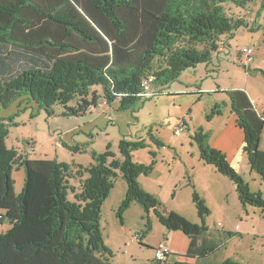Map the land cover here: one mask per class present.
I'll return each instance as SVG.
<instances>
[{"label":"trees","instance_id":"16d2710c","mask_svg":"<svg viewBox=\"0 0 264 264\" xmlns=\"http://www.w3.org/2000/svg\"><path fill=\"white\" fill-rule=\"evenodd\" d=\"M253 0H0V111L23 100L34 103L53 116V106H62L65 117H80L100 107L131 110L139 101L142 82L153 77L150 100L163 87L176 81L182 72L208 65L219 49L221 38L249 28L243 19H233L225 6L244 9ZM264 4V3H263ZM262 4V7L264 6ZM264 79V71L257 70ZM93 87H100L99 96ZM154 88L157 89L155 91ZM230 111L243 132L242 151L251 172L264 183V151L260 149L264 116L259 114L242 90H228ZM77 99L75 107L67 106ZM101 99V100H100ZM218 104L207 117L220 116ZM135 121L136 118L134 117ZM8 121V122H6ZM178 128L185 129V121ZM9 127H18L12 118L0 116V221L9 227L0 234V264H110L100 226L101 210L116 180L126 184V193L116 216L132 202L138 204L151 231L153 212L167 231H180L189 240L184 259L173 264H219L216 258L233 234L216 235L206 227L208 208L196 193L192 195L201 225L176 212H161L160 202L147 193L138 178L154 170L133 161L132 153L147 147L145 140L122 139L120 159L107 145L103 153L91 152L88 167L78 165L82 178L73 201L67 199L71 166L48 159L21 157L8 149ZM148 139L160 149L163 143L151 131ZM204 164L228 179L238 201L264 214L260 193L250 192L226 155L209 144L198 128L190 137ZM66 150L78 151L80 147ZM24 172L23 188L15 195L12 172ZM73 190V188H71ZM214 259L213 261H210ZM220 264H239L226 259Z\"/></svg>","mask_w":264,"mask_h":264},{"label":"rangeland","instance_id":"374dc122","mask_svg":"<svg viewBox=\"0 0 264 264\" xmlns=\"http://www.w3.org/2000/svg\"><path fill=\"white\" fill-rule=\"evenodd\" d=\"M263 3L264 0H253L244 9L227 4L225 6L227 14L233 19H243L249 28L241 27L234 32L231 39L219 40L224 60L218 66H210L206 73L203 65L185 70L176 81L163 87L161 95L143 104L144 100H141L131 110L122 112L117 111L115 107H100L80 117H65L62 114L65 109L59 105L53 106L51 109L53 116H50L32 102L27 104L23 100L21 103H12L8 108L0 111L1 117L5 119L11 117L18 125L16 128H8L5 137L6 146L16 151L21 157L55 159L69 164L72 167L73 177L68 180L70 189L67 191V199L73 201V195L79 192L82 180L74 172L77 171L78 165L88 167L93 162L92 151L103 153L109 144L110 151L117 159H120L118 144L122 139L147 140V134L149 130H152L153 136L163 142L164 147L158 150L161 151V157L163 156L164 160L159 159L156 172L150 178H140L141 187L162 202V209L165 212H176L189 222L201 225L196 207L192 202V195L196 193L208 208L205 225L210 232L217 235L218 231L225 229L233 234L221 249L216 262L220 264L226 259H231L239 264H264V214L250 206L244 209L238 201H232L231 197L227 205L225 185H220L217 178L219 174L213 167H206L202 163L197 164L195 159L192 162L188 158L192 153L198 156L195 143L190 141V136L198 128L203 129L212 147L220 142L221 127L228 124L230 118L234 117V114L230 112L229 98L226 97V105H224L221 98L215 94H203L197 101L199 96L194 93L174 96L170 93L183 90L184 85L190 87L193 84H196L195 88L199 84L202 88L210 86L214 88L220 85L227 90L245 87L253 93V96H258L264 105V79L259 72L255 71L256 68H249L257 65L264 70ZM244 47L253 50L252 63L248 67L241 62V50ZM153 89L157 91L156 88L153 87ZM91 90L99 96L102 95L100 87H93ZM76 104L77 99H73L67 106L75 107ZM215 104L219 105L217 110H222V114L208 120L207 117ZM134 117L138 118L137 123ZM113 120L115 124L112 123ZM181 120H185L188 127L181 131L180 137H176L174 132L181 126ZM260 143V149L264 151V137ZM62 144H67L69 147L79 145L80 148L76 152L71 149L69 151L63 148ZM150 149H154L153 146ZM174 150L178 153V157L181 156L182 162L170 161L171 155L174 156ZM233 156L229 153L226 156L232 166ZM133 157L134 161L140 164L150 162L148 149L134 152ZM191 157L195 158V156ZM236 162L238 165L236 168H239L236 172L248 184L250 192L260 193L264 200V183L256 173L251 172L247 156L244 155L242 163L240 158L236 159ZM184 164L188 167V174H185ZM251 173H253L252 176ZM12 179L15 195H19L24 182L23 169L15 167ZM175 186H177L175 197L172 199V187ZM125 191V182L118 178L109 199L102 206L100 220L102 236L106 246L113 252L111 264H147L154 256V251L146 247L144 243L139 245L140 243L131 242L127 233L128 230L143 229L142 209L134 204L125 212V216L123 215L125 230L116 217V211L125 197ZM225 213L228 217L224 215ZM8 227L5 219L0 221V234ZM164 231L160 223L153 220V229L146 235L147 242L156 246L165 240Z\"/></svg>","mask_w":264,"mask_h":264},{"label":"crops","instance_id":"0c3cea01","mask_svg":"<svg viewBox=\"0 0 264 264\" xmlns=\"http://www.w3.org/2000/svg\"><path fill=\"white\" fill-rule=\"evenodd\" d=\"M246 48V47H244ZM251 49V48H250ZM224 53H222L221 51V47L218 49L217 53L216 54H213V59H212V62L208 65H203V68L205 70V73L209 71V68L210 66H218L220 64V62H222L224 60ZM254 63V62H253ZM249 68H256L255 71L257 70H263L262 68H260V66H250ZM214 71H216V69H214ZM254 71V72H255ZM264 71V70H263ZM260 74V73H259ZM206 74H205V78H206ZM262 77V76H261ZM195 85L196 84H193L191 85L190 87L187 86V85H184V89L183 90H179L177 92H170V93H173L171 94V96H174L175 94L176 95H179V94H182V93H191V94H196L197 96H199V98L197 99V101L200 100L201 96L203 94H215L217 97H220L221 98V102L226 105V95L224 94L225 91H228L227 89H223L220 85H217V87H207V88H202V85L199 84V86H197V88H195ZM171 89V87H170ZM230 90H235V89H230ZM238 90H242L244 91L249 100L251 101V103L253 104V106L255 107L256 111L263 115L264 116V105L260 102L259 100V97L258 96H253V93L248 89V88H240ZM168 95V94H167ZM170 96V95H168ZM228 98V97H227ZM115 108H117V105L116 106H113ZM96 109H93L91 111H89L88 113L92 112V111H95ZM231 112V111H230ZM137 120L138 118H136V123H137ZM235 120H236V117H231L230 118V122L228 124H224L221 129H220V142L219 143H216L213 147L222 151L226 156H227V153L229 154H233V168L236 169V171L239 169V168H236L238 167L237 165V162H236V159H239L241 160V163H242V160L244 158V153L242 151V147H243V132L240 128H238L236 126V123H235ZM183 121V120H181ZM185 121V120H184ZM113 124H115V120L112 121ZM186 123V121H185ZM187 123H186V127L185 129H187ZM81 131V130H80ZM151 133H152V130H150ZM182 133H180L179 136H176V137H180ZM193 134V133H192ZM153 135V134H152ZM155 137V136H154ZM191 137V136H190ZM264 137V129H263V132H262V135H261V142H262V138ZM157 138V137H155ZM127 139V138H125ZM158 140H160L159 138H157ZM128 140V139H127ZM145 140V139H143ZM130 141H134V140H130ZM161 141V140H160ZM191 141V140H190ZM162 142V141H161ZM145 143L147 145V147L145 149H148V155L150 157V162L149 164H143L145 166H148L150 165L151 161H152V157L150 155V152H154L156 154V157H155V165H154V170L152 171V173L148 176H143L141 175L139 178H138V183L140 181V178L141 177H148L150 178L155 172H156V168H157V165H158V161L159 159H163V156L161 157V149L158 150L153 144L152 142L148 139L147 137V140H145ZM163 143V142H162ZM261 144V143H260ZM67 145V144H66ZM79 146V145H77ZM154 149H150V147H152ZM238 147V148H237ZM261 147V145H260ZM145 149H142V150H145ZM237 149V151H236ZM139 151V150H138ZM242 151V152H241ZM136 152V151H135ZM134 153V152H133ZM133 153H132V156H133ZM174 156L172 157L171 155V159L170 161L171 162H174L177 160L182 162V158L181 156L178 157V153L176 152V150H174L173 152ZM189 154H187L188 156ZM191 156H195V158H192ZM189 160L194 162V159L196 160V163L200 164L202 163L203 165H205L206 167L208 165L204 164L200 158H199V152H198V156L194 155L193 153L188 156ZM31 159V158H30ZM42 159V158H40ZM229 160V159H228ZM133 161H134V157H133ZM59 162V161H58ZM135 162V161H134ZM137 163V162H136ZM140 164V163H138ZM167 164V163H166ZM211 167V166H209ZM184 168H185V174H188V167L186 166V164H184ZM204 168V167H203ZM193 171V168L191 169V172ZM215 171V170H214ZM216 174V173H214ZM253 173H251V176H252ZM187 177H190V176H187ZM218 178V181L220 183V185H225L224 187V190L226 191V204L228 205L229 203V200H230V197L232 199V201H238V197H237V194L235 192V187L233 186V184L226 178H224L223 176H221L219 174V176H217ZM140 184V183H139ZM141 186V185H140ZM176 187H172V193H171V198L173 199L175 197V192H176ZM115 188V186H114ZM113 188V189H114ZM112 189V190H113ZM144 189V188H143ZM111 190V192H112ZM145 190V189H144ZM146 191V190H145ZM110 192V194H111ZM147 192V191H146ZM126 193V191H125ZM148 193V192H147ZM110 194L107 198V200L109 199L110 197ZM150 194V193H149ZM158 197V196H157ZM159 201V200H158ZM160 202V201H159ZM239 202V201H238ZM134 204H136L135 202H132L130 207L128 208V210L131 209L132 206H134ZM161 204V207H160V211L161 212H165V210L162 209V202H160ZM240 204V202H239ZM138 205V204H137ZM139 206V205H138ZM140 207V206H139ZM141 208V207H140ZM142 209V208H141ZM128 210H126L125 212H127ZM125 212H124V216H125ZM170 212V211H169ZM117 213V211H116ZM226 217H228L226 215V213L224 214ZM117 217V216H116ZM149 218H150V222H151V229H153V220H157L158 219L155 217L154 213L153 212H150L149 213ZM141 219L143 221L142 225H143V229L142 230H128L127 233H129V238H130V241L133 242V243H137L139 245L143 244L146 245V247H150V249H152L153 251L157 248H159L160 246H164V247H167L170 249V254L166 257L165 261L164 262H158L154 256L151 257L149 259V263L147 264H173L175 262H179V261H182L184 259V255L185 253L187 252V249L189 247V243H190V240L189 238L184 235L182 232L180 231H167L161 224V226L165 229V233L163 235V238L165 240L161 241L160 243H158L156 246L155 245H151L147 242V238L148 236H145L143 235V232L146 230V220H145V214L142 210V214H141ZM101 220V219H100ZM159 222V221H158ZM120 225L123 227V229L125 230V226H124V221L122 222V224L120 223ZM225 230V229H224ZM151 232V231H150ZM149 234V233H148ZM147 234V235H148ZM134 236H139V241H135L133 238ZM172 240V242H171ZM170 242V243H169ZM228 242V241H227ZM161 244V245H160ZM153 247V248H151ZM152 250H150V252H152ZM112 252V251H111ZM111 258H113V252H112V257L109 258V263L111 264L110 260Z\"/></svg>","mask_w":264,"mask_h":264},{"label":"built area","instance_id":"2783aa9c","mask_svg":"<svg viewBox=\"0 0 264 264\" xmlns=\"http://www.w3.org/2000/svg\"><path fill=\"white\" fill-rule=\"evenodd\" d=\"M263 23H264V19H263ZM241 62L242 64H244L245 66H249L252 63V55H253V50L250 48H243L241 50ZM153 77H148L147 79H145L142 82V92L141 94H139V97H141L142 100L144 99H148L150 97L153 96V93L151 91V87H152V81H153ZM182 125V124H181ZM182 131V128H176L174 135L175 136H179L180 133ZM135 241H139V236H134L133 238ZM170 254V249L164 246H160L159 248L154 250V258L158 261V262H164L166 257Z\"/></svg>","mask_w":264,"mask_h":264}]
</instances>
